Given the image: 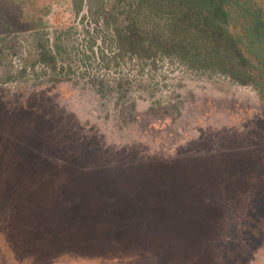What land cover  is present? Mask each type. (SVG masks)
Wrapping results in <instances>:
<instances>
[{
  "label": "rangeland",
  "instance_id": "1",
  "mask_svg": "<svg viewBox=\"0 0 264 264\" xmlns=\"http://www.w3.org/2000/svg\"><path fill=\"white\" fill-rule=\"evenodd\" d=\"M117 4L0 0V264H264V99L119 57Z\"/></svg>",
  "mask_w": 264,
  "mask_h": 264
},
{
  "label": "trees",
  "instance_id": "2",
  "mask_svg": "<svg viewBox=\"0 0 264 264\" xmlns=\"http://www.w3.org/2000/svg\"><path fill=\"white\" fill-rule=\"evenodd\" d=\"M117 9L125 17H117L115 28L119 57L141 62L176 57L193 70L216 72L235 85L252 87L264 99V0H118ZM38 51L33 68L39 63L59 69L46 45ZM14 80L9 77L5 83ZM31 184V190L39 191Z\"/></svg>",
  "mask_w": 264,
  "mask_h": 264
}]
</instances>
